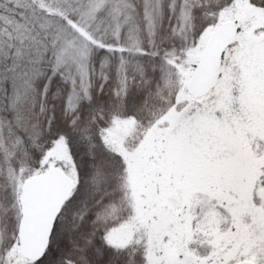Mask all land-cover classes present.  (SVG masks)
<instances>
[{"label": "snow or ice", "instance_id": "snow-or-ice-1", "mask_svg": "<svg viewBox=\"0 0 264 264\" xmlns=\"http://www.w3.org/2000/svg\"><path fill=\"white\" fill-rule=\"evenodd\" d=\"M0 264H264V0H0Z\"/></svg>", "mask_w": 264, "mask_h": 264}]
</instances>
